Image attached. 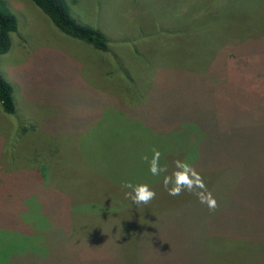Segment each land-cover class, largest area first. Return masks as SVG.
I'll return each instance as SVG.
<instances>
[{
  "label": "rangeland",
  "instance_id": "obj_1",
  "mask_svg": "<svg viewBox=\"0 0 264 264\" xmlns=\"http://www.w3.org/2000/svg\"><path fill=\"white\" fill-rule=\"evenodd\" d=\"M1 1L16 30L0 55L14 108L0 109V264H73L84 215L95 228L108 197L130 191L121 183L154 184V149L161 178L181 160L203 179L264 188V0H65L76 23L103 33L104 52L57 31L30 0ZM235 126L240 138L223 132ZM153 186L167 192L164 179ZM248 207L236 208V232L264 241V194ZM227 244L206 243L205 264H264V245ZM154 248L151 264L192 263Z\"/></svg>",
  "mask_w": 264,
  "mask_h": 264
},
{
  "label": "trees",
  "instance_id": "obj_2",
  "mask_svg": "<svg viewBox=\"0 0 264 264\" xmlns=\"http://www.w3.org/2000/svg\"><path fill=\"white\" fill-rule=\"evenodd\" d=\"M222 1L214 0V2L221 4ZM30 2L43 13L60 33L87 44L96 51H106L107 40L103 33L89 26L76 23L68 13L65 0H30ZM15 30V18L0 0V55L8 51L10 47L9 36ZM0 109L4 114H11L14 109L10 87L1 77ZM236 127L234 129L229 127L230 130L227 129L223 132L227 134L233 131L234 133L241 129L240 126L239 129ZM223 132L218 130V133L222 134ZM233 135L240 138V134ZM243 152L245 151L242 150L240 157L232 159L235 164L234 169L245 162ZM146 153L151 157L153 156L151 152ZM234 153L239 154V151L233 150L230 154ZM221 165L228 167L225 163ZM245 172V169L242 170L243 174ZM238 173L234 172L233 176L236 177ZM206 177L203 181L207 191L212 184L209 190L212 193L215 183L223 195V203L218 205L215 211H209L208 207L200 203L194 194L182 193L175 197L170 196L168 192L159 194L154 190L153 185L163 182L164 177L161 178V176H156L154 184L149 187L155 191L156 196L146 205H135L131 199L128 200L119 194H116L117 196L114 198L108 197L106 204L102 205L103 214L98 215V221L101 220L99 225L94 228L92 226L94 223L90 222L91 217L83 216L81 226L85 225L87 231L84 230L86 232L84 235L76 234L79 238L75 240H78L77 244H81L82 248L79 250L77 247L75 250L72 249V253L75 254L73 264H92L89 258H94L98 263L103 262L101 264H151L147 258L148 248L151 245H154V249L157 250L163 248L165 251H173L171 253L191 254L193 259L192 263L189 264H205L208 258L205 244L208 242H225L229 243L227 245L233 246H237V244L254 245L256 243L264 245V241H255L253 236L257 231L252 228L247 229L250 231L248 233L249 238L236 232L242 226L237 222L239 216L236 208L245 204L254 210V207L259 205V195L264 194V188H258L257 184L248 182L244 178L240 182H236V178H220L216 173ZM218 181L224 184V188ZM256 188L258 192L253 190ZM104 195L100 198L104 199ZM244 197H248L252 203L246 204ZM229 202H237V207L230 208ZM169 219L173 220L170 224H168ZM68 235L73 237L70 233ZM134 241L136 242L135 245H133Z\"/></svg>",
  "mask_w": 264,
  "mask_h": 264
},
{
  "label": "clouds",
  "instance_id": "obj_3",
  "mask_svg": "<svg viewBox=\"0 0 264 264\" xmlns=\"http://www.w3.org/2000/svg\"><path fill=\"white\" fill-rule=\"evenodd\" d=\"M142 159L148 161L147 156ZM159 160L160 152L154 149L152 159L149 161V171L153 176L168 172L167 166H161ZM174 163L175 170L164 177V187L168 194L175 197L187 191L196 195L200 203L205 204L209 211H215L218 207L217 201L207 191L202 176L186 161L176 160ZM122 188L130 190L125 192V197L131 199L135 205H146L156 196L155 191L146 184L133 185L131 182H125Z\"/></svg>",
  "mask_w": 264,
  "mask_h": 264
}]
</instances>
